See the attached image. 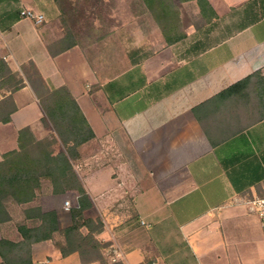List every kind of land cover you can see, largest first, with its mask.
Masks as SVG:
<instances>
[{
  "label": "crops",
  "instance_id": "crops-1",
  "mask_svg": "<svg viewBox=\"0 0 264 264\" xmlns=\"http://www.w3.org/2000/svg\"><path fill=\"white\" fill-rule=\"evenodd\" d=\"M174 1L186 34L179 42L168 44L145 9L144 24L133 13L108 15L119 23L109 30L100 14L84 16L88 26L71 30L77 44L62 51L67 16L59 9L49 15L36 0H0V58L25 81L12 93L11 122L0 123V162L19 149L20 130L38 140L54 133L24 74L33 62L51 89H69L95 134L73 162L93 202L87 216L105 224L104 263L90 264H264L261 223L246 204L264 196V108L255 82L217 97L264 76V0H209L212 22L196 0ZM25 9L45 22L22 17ZM10 94L0 89V101ZM66 201L77 207V192L53 194L44 180L35 204L66 228ZM11 216L0 239L18 241L24 217ZM115 249L122 256L112 262ZM33 261L83 264L51 241L33 245Z\"/></svg>",
  "mask_w": 264,
  "mask_h": 264
},
{
  "label": "trees",
  "instance_id": "trees-1",
  "mask_svg": "<svg viewBox=\"0 0 264 264\" xmlns=\"http://www.w3.org/2000/svg\"><path fill=\"white\" fill-rule=\"evenodd\" d=\"M54 1L62 8L65 0ZM196 2L206 22L217 18L209 0ZM139 3L144 10L143 16L146 9L168 44L186 37L180 10L174 0H139ZM66 31L65 36L57 42L62 51L77 44L71 30ZM49 50L51 54H56L52 45H49ZM23 70L45 112L43 122L46 126H52L54 133L38 140L26 127L19 132V149L3 155L0 162V224L12 221L11 206L23 208L24 221L17 225L20 240L0 239V257L3 264H35L33 245L51 241L63 256L78 252L83 264L94 261L104 263L102 251L107 244L102 243L98 235L104 231L105 224L100 217L94 219L87 216L86 212L93 208V202L73 163L79 157L80 147L91 141L95 134L67 87L51 89L33 62L25 65ZM252 82L257 84L261 107L264 108V76L261 72L239 81L217 97L234 94ZM24 86V79L0 58V89L6 88L11 92L0 101V123L11 122V116L17 109L12 93ZM60 144L64 149L57 151ZM44 180L50 182L53 194L77 192L78 206L69 210L72 220L69 227H60L57 212H44L39 204H35Z\"/></svg>",
  "mask_w": 264,
  "mask_h": 264
},
{
  "label": "rangeland",
  "instance_id": "rangeland-1",
  "mask_svg": "<svg viewBox=\"0 0 264 264\" xmlns=\"http://www.w3.org/2000/svg\"><path fill=\"white\" fill-rule=\"evenodd\" d=\"M36 2L38 3V10H44L48 12L49 15L59 9L61 16H67L63 18L65 21L64 24L66 26V30H84L89 24L88 20L85 19L84 16L88 17V14L90 15L95 13L98 15L100 14L101 16V25L103 30H109L114 25L119 24L114 20L108 19V15L113 13H118L121 15L133 13L136 16H140L138 18L139 24L145 23V21L142 20L144 10L140 6L139 0H65L62 4V8L58 6L54 0H36ZM63 13L64 15H62ZM10 209L13 210V214L17 218V221L23 218L22 207L11 206ZM69 212L70 211L68 210V212L65 213L69 216ZM156 216L166 217L167 214L164 213L163 215ZM101 219L103 220V218ZM149 220L151 219L149 218ZM165 225L172 229V223L169 220L165 221ZM171 237L173 239H177V236Z\"/></svg>",
  "mask_w": 264,
  "mask_h": 264
},
{
  "label": "built area",
  "instance_id": "built-area-1",
  "mask_svg": "<svg viewBox=\"0 0 264 264\" xmlns=\"http://www.w3.org/2000/svg\"><path fill=\"white\" fill-rule=\"evenodd\" d=\"M21 16L27 19L34 21L37 25H40L45 22V16L41 13L36 12L33 9H25L21 11ZM247 206L249 210L256 214L259 217L261 227L263 230L264 237V196H257L253 199L247 201ZM66 210H70V202H65ZM122 256L121 251L118 249L114 250V257H112V262H116L118 258Z\"/></svg>",
  "mask_w": 264,
  "mask_h": 264
}]
</instances>
